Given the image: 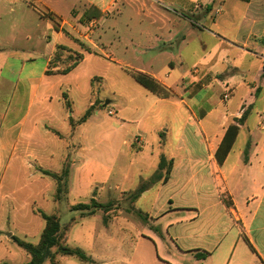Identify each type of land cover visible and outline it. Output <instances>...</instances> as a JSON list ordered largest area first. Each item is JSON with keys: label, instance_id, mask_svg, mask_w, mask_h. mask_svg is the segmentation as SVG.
Listing matches in <instances>:
<instances>
[{"label": "crops", "instance_id": "0c3cea01", "mask_svg": "<svg viewBox=\"0 0 264 264\" xmlns=\"http://www.w3.org/2000/svg\"><path fill=\"white\" fill-rule=\"evenodd\" d=\"M239 2L0 0V154L6 155L0 189L14 156L25 163L29 155L38 163L42 144L53 158L56 147L82 130L71 155L62 152L59 159L61 170L71 159L69 194L91 192L116 177L120 201L153 177L162 157L173 160L166 183L150 187L132 209L102 220L106 237L121 224V231L127 228L137 242L152 247L149 254L161 264H264V0ZM201 9L206 13L196 22L185 16ZM91 24L84 42L79 35ZM97 31L107 45L92 40ZM59 47L83 56L67 74L60 73L66 58L55 60ZM165 57L168 66L161 63ZM95 63L105 74L114 67L124 73H117L118 82L111 79L122 87L124 102L110 99L105 162L95 156L92 132L99 88L110 79L100 77ZM177 64L185 71L178 72ZM129 69L148 74L173 95L151 93ZM76 101L82 104L78 118L72 111ZM93 106L89 119L78 124ZM245 109L235 144L219 164L226 131ZM21 110L23 117H11ZM97 213H80L73 224L84 227ZM132 215L138 227L125 218Z\"/></svg>", "mask_w": 264, "mask_h": 264}, {"label": "rangeland", "instance_id": "374dc122", "mask_svg": "<svg viewBox=\"0 0 264 264\" xmlns=\"http://www.w3.org/2000/svg\"><path fill=\"white\" fill-rule=\"evenodd\" d=\"M230 2H236L241 4L239 1L230 0ZM220 8V4L217 2L215 4V10ZM206 13V9H201L196 12L195 15L190 12H186L185 16L193 19L195 22V17L200 16L201 14ZM235 17L241 15V8L238 9V12H234ZM115 15H112L114 17ZM204 17H207L205 15ZM209 21V20H208ZM210 22V21H209ZM180 23V21H179ZM209 24H203V27H208ZM185 26L184 24L182 25ZM81 29V27H79ZM185 28V27H184ZM83 31V29H81ZM210 32L216 34L213 30ZM100 31H97L96 34L92 36V40L98 44L107 45L103 40L99 38ZM115 37H113L114 40ZM114 46H118V41H112ZM120 56V51L115 52ZM126 61H133L134 58H129L123 56ZM170 60L168 58H163L161 63L169 64ZM95 69L98 70L97 73H100V77L107 78L110 80L104 83L102 88H99L97 95L101 96V100L97 99L96 102L110 101L114 99V104H123L124 100L122 97H119V91L121 92V86H116L115 82L111 80L112 78L118 80L117 67H114L115 70L105 74V68L99 64H94ZM178 72H184L186 66H181L177 64L176 66ZM118 82V81H117ZM133 82V81H132ZM120 87V88H119ZM102 103V104H103ZM82 104L78 101L72 105V111L75 114V118L81 117ZM23 108V107H22ZM25 108V107H24ZM100 108V114L94 118L95 126L93 128V140L92 144L96 145V154L101 162H105L107 156L105 150L109 144L108 134H110V122L111 117L108 112L112 110V106ZM24 110L13 113L11 117H23ZM106 130V132H104ZM108 130V132H107ZM41 132H43L41 130ZM81 132H76L72 136H68L63 145H59L55 148V155L53 158L45 155V147H41L42 150L39 154V162L33 161V158L27 155L25 158L27 162L21 163L17 156H14L10 164L7 166L5 173L2 178V184L0 189V264H25L29 261V255L21 249L15 241L12 239L13 236H16L20 240L38 244L40 240V235L44 229L45 222L37 214V211H41L48 215L56 214L62 225H66L72 219H79L80 213L70 211L72 206L79 203H88L90 204L93 196H96L97 201L105 206H108V211L100 210L97 213L95 218H92L86 226L81 227L79 225L70 226L67 232V241L66 245L72 248H80L88 256L94 259L98 264H161L159 261H155L154 252L149 254V250L154 251L152 247H149L145 243L137 242V239L132 237V234L129 231H126L127 228H124V232L118 226H115L112 231L109 233V237H106L107 233L103 230V219H111L113 216L117 215L118 212L122 210L132 209L134 200L132 199V192L126 194L122 197L120 201H116L119 198L121 190L115 188L116 186V177L114 180L109 183L99 184L94 187L91 192H83L79 195L74 194V191L63 198V202L57 205L54 201V195L56 193V182L41 173L43 171H50L52 173H57L61 170L62 162L59 161L60 156L62 155H71L70 146H74L75 141H78ZM110 137V136H109ZM64 146V147H63ZM6 155L0 154V169H2ZM125 160L124 155L122 154L118 159V167H123V161ZM67 167H71V159L68 157ZM106 172L105 170H103ZM74 173V170H72ZM106 174L103 178H106ZM105 180V179H104ZM107 181V180H105ZM122 188L127 189L131 186L129 184H121ZM120 187V186H119ZM118 187V188H119ZM97 188V189H96ZM68 185V190H69ZM82 216V215H81ZM124 218V217H123ZM125 218L131 221V225L138 227L137 215L133 217L125 216ZM122 222V221H121ZM10 235V236H9ZM10 240L9 242H7ZM56 260L60 264H83L75 257H66L58 255ZM48 264V263H47Z\"/></svg>", "mask_w": 264, "mask_h": 264}, {"label": "trees", "instance_id": "16d2710c", "mask_svg": "<svg viewBox=\"0 0 264 264\" xmlns=\"http://www.w3.org/2000/svg\"><path fill=\"white\" fill-rule=\"evenodd\" d=\"M244 3H249L251 0H238ZM63 58H66L67 63L66 68L60 73L67 74L71 71L83 58L80 54L70 53L65 50V48H58L57 56L55 60L61 61ZM129 75L143 88L150 91L151 93L159 96V97H170L173 93L165 88L162 84H160L153 77L148 74L136 71V70H127ZM259 88H257L255 95H258ZM96 109V107H91L84 117L78 122V124H82L86 122L91 116L92 112ZM247 110H243L242 117L237 120V124L231 125L224 136V139L217 151L216 157L219 164H222L228 154L230 153L237 136L239 134L240 125H243L246 119ZM71 125L74 127L75 124L71 121ZM173 169V160L168 161L165 157H162L160 163L158 165L157 172L153 175V177L146 182H143L139 188L132 192V199L136 201L145 191H147L150 187H152L157 182L166 183ZM43 175L50 177L56 182V193L54 195L55 202H63V194H69L68 185H69V176H70V168L65 166L61 170L60 173H52L50 171L41 170ZM109 207L105 206L96 200H91L90 204H77L72 206V212L81 213L82 217H91L94 216L98 211L105 210L108 211ZM37 214L44 220L45 226L40 235V240L38 244H32L23 240H20L16 236H13L12 239L15 243L23 249L29 255V261L25 264H60L56 258L58 255L66 256V257H75L81 263L84 264H97L95 260H93L90 256H88L83 250L80 248H72L66 245L67 241V232L70 226L74 223V219H72L66 225L61 224L60 218L54 215H48L41 211H37ZM205 255L199 256L200 259H203ZM8 264V263H2Z\"/></svg>", "mask_w": 264, "mask_h": 264}, {"label": "built area", "instance_id": "2783aa9c", "mask_svg": "<svg viewBox=\"0 0 264 264\" xmlns=\"http://www.w3.org/2000/svg\"><path fill=\"white\" fill-rule=\"evenodd\" d=\"M93 29H94V25L93 24L89 25L87 27V32L79 35V39H81L84 42H89ZM226 98H227V96H226Z\"/></svg>", "mask_w": 264, "mask_h": 264}, {"label": "water", "instance_id": "95a60500", "mask_svg": "<svg viewBox=\"0 0 264 264\" xmlns=\"http://www.w3.org/2000/svg\"><path fill=\"white\" fill-rule=\"evenodd\" d=\"M101 101H97L94 105L96 106V107H98V106H100L101 105ZM110 104V101H106L104 104H102L103 105V107H106V106H108ZM10 236V235H9Z\"/></svg>", "mask_w": 264, "mask_h": 264}]
</instances>
